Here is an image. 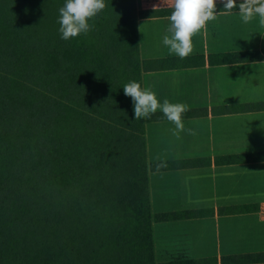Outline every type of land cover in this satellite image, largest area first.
Returning a JSON list of instances; mask_svg holds the SVG:
<instances>
[{
    "label": "trees",
    "instance_id": "trees-1",
    "mask_svg": "<svg viewBox=\"0 0 264 264\" xmlns=\"http://www.w3.org/2000/svg\"><path fill=\"white\" fill-rule=\"evenodd\" d=\"M157 2L105 0L87 34L63 40L65 0H0V264H264L158 259L154 222L188 214L153 213L148 119L123 91L154 64L140 20L174 0Z\"/></svg>",
    "mask_w": 264,
    "mask_h": 264
},
{
    "label": "crops",
    "instance_id": "crops-1",
    "mask_svg": "<svg viewBox=\"0 0 264 264\" xmlns=\"http://www.w3.org/2000/svg\"><path fill=\"white\" fill-rule=\"evenodd\" d=\"M169 16L140 20L143 59L154 61L142 88L193 112L179 138L160 110L145 124L153 213L188 214L154 222L158 259L264 253V25L225 12L181 59L163 44Z\"/></svg>",
    "mask_w": 264,
    "mask_h": 264
},
{
    "label": "clouds",
    "instance_id": "clouds-1",
    "mask_svg": "<svg viewBox=\"0 0 264 264\" xmlns=\"http://www.w3.org/2000/svg\"><path fill=\"white\" fill-rule=\"evenodd\" d=\"M223 10L218 11V0H174L171 15L168 17L167 32L163 44L170 54L181 59L192 51V37L202 29L206 22L216 19L218 15L238 9V14L244 23L259 17V23L264 25V0H220ZM160 6V0L154 5V10ZM106 7L105 0H65L59 9V32L61 39L69 40L91 30L90 20L94 19ZM124 95L132 99L135 120L150 119L158 110L162 111L168 121L175 124L174 135L184 130L182 114L188 111L183 103H171L165 99L161 104L156 93L151 88H142L136 81H130L123 86ZM191 131V130H190ZM194 134V133H193Z\"/></svg>",
    "mask_w": 264,
    "mask_h": 264
}]
</instances>
